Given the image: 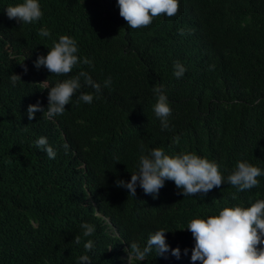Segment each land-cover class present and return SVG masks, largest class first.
Segmentation results:
<instances>
[{"label":"trees","instance_id":"obj_1","mask_svg":"<svg viewBox=\"0 0 264 264\" xmlns=\"http://www.w3.org/2000/svg\"><path fill=\"white\" fill-rule=\"evenodd\" d=\"M11 2L0 0V264H81L82 254L92 264H129L130 244L144 246L158 228L168 229L181 255L153 250L140 264H202L191 260L187 221L264 198V175L252 189L226 181L187 196L166 180L155 198L139 186L133 196L116 180L131 178L142 147L195 151L224 176L240 159L264 168V0H180L174 16L141 28H130L117 0H40L43 16L30 24L7 16ZM41 28L51 35L41 37ZM61 34L75 38L92 64L64 75L37 68ZM176 61L186 68L179 78ZM81 69L102 86L91 104L77 99L95 92L84 85L63 114L49 119L38 110L29 119V104L47 107L46 85ZM161 85L172 107V127L163 130L153 111ZM41 135L54 159L35 146ZM85 221L95 228L88 237Z\"/></svg>","mask_w":264,"mask_h":264},{"label":"clouds","instance_id":"obj_2","mask_svg":"<svg viewBox=\"0 0 264 264\" xmlns=\"http://www.w3.org/2000/svg\"><path fill=\"white\" fill-rule=\"evenodd\" d=\"M120 15L128 22L130 28H141L152 23L157 16H174L180 7V0H117ZM7 16L18 22L30 24L39 21L43 16L40 0H14L5 7ZM41 37H49L50 30L39 29ZM92 64L87 58L79 55V46L75 38L68 34L59 35L48 46L46 53L38 55L34 64L37 68L46 67L51 73L57 75L69 74L74 66L79 63ZM25 71L27 67L25 66ZM186 68L180 61L174 62V75L179 78L184 75ZM83 78V83L82 79ZM21 77L18 74L11 76L15 84ZM45 81V80H44ZM112 78L104 80V86H109ZM87 85L95 92L79 91L78 100L91 104L94 95L98 97L102 91L99 82L92 75L81 69L76 75L55 81L48 89V104L44 108L39 102L31 103L27 113L29 119L35 117L38 110L45 112L49 119L65 112V105L72 102L74 93ZM153 93L156 101L153 104L155 116L159 118L161 128L172 127L170 116L172 107L163 86H155ZM179 142V136L175 137ZM35 146L54 159L57 155L55 148L48 142L46 136H39L34 141ZM264 175V168L252 162L240 159L224 176L218 163L208 159L195 151L184 150L169 153L162 147H152L147 152L143 147L138 158L136 171H131L130 179L118 178L117 186L124 187L135 196L137 186L143 188L146 194L155 198L159 189L166 180H173L178 188L182 189L184 196L197 193H207L214 187H219L222 182L236 186L238 191L252 189L260 181L258 177ZM195 238L194 247L191 249L192 261H201L202 264H264V198L250 201L248 204H225L218 211L206 215H193L186 224ZM83 236L88 237L94 231V226L89 222H82ZM184 228V227H183ZM166 228H158L149 233L144 246L136 242L130 244L129 264L140 262L147 254L155 250L164 254L171 251L177 258L181 255L179 246L171 247L167 242ZM80 243L81 237H75ZM93 241L89 239L84 247L92 249ZM185 254L188 249H184ZM81 264H92L91 257L82 254L79 257Z\"/></svg>","mask_w":264,"mask_h":264}]
</instances>
